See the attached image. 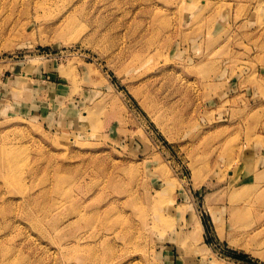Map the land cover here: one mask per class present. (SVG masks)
Returning a JSON list of instances; mask_svg holds the SVG:
<instances>
[{
    "label": "rangeland",
    "instance_id": "374dc122",
    "mask_svg": "<svg viewBox=\"0 0 264 264\" xmlns=\"http://www.w3.org/2000/svg\"><path fill=\"white\" fill-rule=\"evenodd\" d=\"M0 264H264V0H0Z\"/></svg>",
    "mask_w": 264,
    "mask_h": 264
},
{
    "label": "bare ground",
    "instance_id": "6f19581e",
    "mask_svg": "<svg viewBox=\"0 0 264 264\" xmlns=\"http://www.w3.org/2000/svg\"><path fill=\"white\" fill-rule=\"evenodd\" d=\"M5 165L8 168L12 167L13 166V163L10 161V159L8 158L7 161H5Z\"/></svg>",
    "mask_w": 264,
    "mask_h": 264
}]
</instances>
